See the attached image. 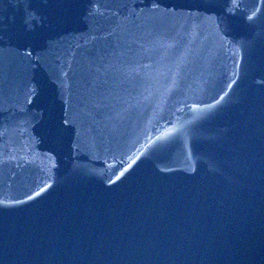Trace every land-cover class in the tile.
<instances>
[{
  "label": "water",
  "instance_id": "obj_1",
  "mask_svg": "<svg viewBox=\"0 0 264 264\" xmlns=\"http://www.w3.org/2000/svg\"><path fill=\"white\" fill-rule=\"evenodd\" d=\"M0 264H264V0H0Z\"/></svg>",
  "mask_w": 264,
  "mask_h": 264
}]
</instances>
